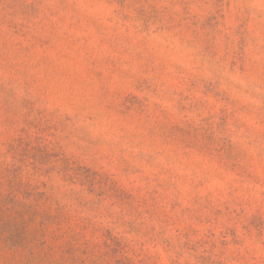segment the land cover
I'll return each instance as SVG.
<instances>
[{
  "label": "rangeland",
  "instance_id": "374dc122",
  "mask_svg": "<svg viewBox=\"0 0 264 264\" xmlns=\"http://www.w3.org/2000/svg\"><path fill=\"white\" fill-rule=\"evenodd\" d=\"M0 264H264V0H0Z\"/></svg>",
  "mask_w": 264,
  "mask_h": 264
}]
</instances>
